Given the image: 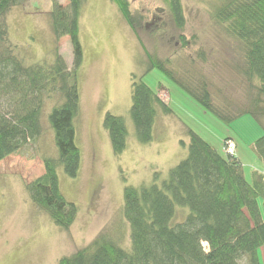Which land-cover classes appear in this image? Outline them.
Returning a JSON list of instances; mask_svg holds the SVG:
<instances>
[{
  "label": "trees",
  "instance_id": "trees-1",
  "mask_svg": "<svg viewBox=\"0 0 264 264\" xmlns=\"http://www.w3.org/2000/svg\"><path fill=\"white\" fill-rule=\"evenodd\" d=\"M111 1L118 4L136 31L129 0ZM25 3L27 0H0V161L44 134L41 119L45 100H56L48 122L57 155L44 157V174L27 182L25 188L35 206L48 213L58 227L68 229L79 207L62 193L57 168L62 165L66 174L78 177L82 165L74 120L81 103L78 76L84 56L79 19L86 0H69V5L53 1L49 12L56 41L52 63L26 64L15 53L6 15ZM169 5L177 26L182 28L185 16L181 0H170ZM212 7L215 23L238 42L240 52L235 55L234 69L248 81L251 91L246 104L234 107L216 103L204 75L176 71L171 67V57L151 53L139 36L149 55L146 72L162 69L225 122L251 114L264 128V0H216ZM65 35L70 36L73 46V70L59 46ZM181 38L188 45L183 35ZM204 53L200 50L201 56ZM131 86V117L137 139L152 142L156 117L172 114L173 109L143 76L134 75ZM104 120L113 152L120 156L128 145L126 121L111 112ZM186 132L190 138L188 155L165 179L157 172L151 184L124 188L122 214L130 229L129 242L124 238V225L118 222L113 231H102L90 244L61 257L58 264H243V258L247 264H262L258 252L264 247L260 203L262 200L264 206V172L253 169L249 180L237 152L232 155L225 151L223 155L196 130L187 127ZM229 139L235 141L229 136L225 142ZM252 146L264 166V132Z\"/></svg>",
  "mask_w": 264,
  "mask_h": 264
},
{
  "label": "rangeland",
  "instance_id": "rangeland-1",
  "mask_svg": "<svg viewBox=\"0 0 264 264\" xmlns=\"http://www.w3.org/2000/svg\"><path fill=\"white\" fill-rule=\"evenodd\" d=\"M53 1L27 0L6 15L15 53L26 64L52 63L55 59L56 41L49 23ZM58 1L69 5V0ZM169 1L129 0L137 21L135 31L115 1L86 0L79 19L84 56L78 76L81 103L74 120L82 165L78 177L66 174L62 165L57 168L61 191L77 204L79 212L70 228L58 227L48 213L34 205L25 188L27 182L44 174V157L57 155L48 122L56 100L46 99L41 119L44 134L21 152L0 161V264H58L61 257L90 244L102 231H113L118 222L124 225V238L129 242L130 229L122 214L124 188L151 184L157 172L165 179L169 170L188 155L187 127L223 155L227 154L223 144L232 136L246 168L250 171L257 167L264 172V166L255 161L252 146L264 128L251 114L225 122L162 69L146 72L149 55L140 38L151 53L171 57V67L176 71L204 75L218 104L243 106L251 91L248 81L234 69L235 55L240 52L237 40L222 31L211 17L216 0H181L185 16L182 28L174 20ZM59 46L73 70L70 36H63ZM200 50L205 51V58ZM134 75L143 76L145 83L173 109L172 114H158L153 140L148 143L137 139L131 117ZM108 112L126 121L128 145L120 156L113 152L104 126ZM260 203L264 214L262 200ZM204 245L208 248L207 243ZM242 262L247 264L244 258Z\"/></svg>",
  "mask_w": 264,
  "mask_h": 264
},
{
  "label": "crops",
  "instance_id": "crops-1",
  "mask_svg": "<svg viewBox=\"0 0 264 264\" xmlns=\"http://www.w3.org/2000/svg\"><path fill=\"white\" fill-rule=\"evenodd\" d=\"M230 137H232V136H230ZM232 138H233V137H232ZM233 139H235V138H233ZM235 141H236V140H235ZM254 141H255V140H254ZM236 143H237V142H236ZM253 143H254V142H253ZM253 143H252V144H253ZM237 156L240 157L241 160L243 161L244 168H245V174H246V177H247L249 180H251L253 169H257V170H259L260 172L262 171V170L258 169L257 167H253V168H251L250 171H249V170L246 168V164H245V162H244L243 157L239 156L238 154H237ZM255 161H256V163L260 164V162H259V160H258L257 158L255 159ZM251 167H252V166H251ZM258 253H259V256H260L261 263L264 264V247L260 248Z\"/></svg>",
  "mask_w": 264,
  "mask_h": 264
},
{
  "label": "built area",
  "instance_id": "built-area-1",
  "mask_svg": "<svg viewBox=\"0 0 264 264\" xmlns=\"http://www.w3.org/2000/svg\"><path fill=\"white\" fill-rule=\"evenodd\" d=\"M225 151L227 152V153H230V154H232V155H235L236 154V152H237V145H236V142L234 141V140H231V139H229L227 142H226V144H225Z\"/></svg>",
  "mask_w": 264,
  "mask_h": 264
}]
</instances>
